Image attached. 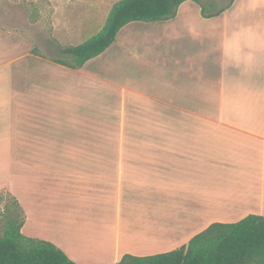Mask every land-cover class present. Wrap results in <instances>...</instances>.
I'll return each mask as SVG.
<instances>
[{"label":"crops","instance_id":"obj_1","mask_svg":"<svg viewBox=\"0 0 264 264\" xmlns=\"http://www.w3.org/2000/svg\"><path fill=\"white\" fill-rule=\"evenodd\" d=\"M238 1L204 17L186 0L173 18L129 22L80 67L103 61L95 80L123 81L142 104L154 101L157 113L207 114L217 103L221 120L158 124L169 136L141 141L151 147L147 153L74 156L84 164L57 170L58 180L26 176L29 193L38 185L49 195L47 212L55 211L59 196L71 206L60 211L74 218L54 225L59 234L35 232L26 220L23 234L58 245L80 264H115L126 253L179 247L214 222L264 215V28H243L232 10ZM21 45L29 43L5 31L0 18V68L10 67L0 71V156L61 160L41 154L51 111L32 105L34 94L13 88L36 59ZM82 204L93 212L91 223L76 218Z\"/></svg>","mask_w":264,"mask_h":264},{"label":"rangeland","instance_id":"obj_2","mask_svg":"<svg viewBox=\"0 0 264 264\" xmlns=\"http://www.w3.org/2000/svg\"><path fill=\"white\" fill-rule=\"evenodd\" d=\"M116 1L0 0V18L4 19L5 31H16L29 43L21 45L25 46V54L36 56L35 62L29 64L31 72L23 77H16L18 88H13L34 94L35 101H31V104L51 111V119L47 122L51 134L47 131L43 134L50 139H47V146L40 147L46 150L41 154L61 157V160L56 161L15 162L11 156H0V235L6 214L15 212L13 210L23 218V224L28 220V224L35 227L34 231L42 234H59L54 225L74 218L71 214L73 212L60 211V208L71 206L65 201L62 203L59 196L54 203L55 211L47 212L49 195L42 193L44 187L40 188L38 185L31 188L32 193H29L26 176L30 175L37 180H58L57 170H69L74 165L84 164L75 162L74 156L147 153L151 147L142 145L141 141L169 136V131L157 129L158 124L221 120L217 103L210 108L211 111L208 109L207 114L157 113L154 101L142 104L140 94L131 88L126 89L123 81L95 80V71H101L103 61L93 60L82 70L54 61L55 58L70 60L68 55H62L58 50L78 44L96 34ZM201 1L214 3L209 11L224 7L229 2ZM242 1L239 0L232 10L239 13L238 21L243 24V28H264V2L253 0L241 4ZM135 23L133 25L140 26L147 22ZM3 70L8 71L10 67H1L0 71ZM85 75L92 80L88 84L83 82ZM150 94H155V91ZM82 206L83 210L77 212L76 218L83 217V223H91L93 212L86 205ZM24 235L30 236L26 233Z\"/></svg>","mask_w":264,"mask_h":264},{"label":"trees","instance_id":"obj_3","mask_svg":"<svg viewBox=\"0 0 264 264\" xmlns=\"http://www.w3.org/2000/svg\"><path fill=\"white\" fill-rule=\"evenodd\" d=\"M186 0H117L112 4L100 30L86 40L58 52L70 60L54 61L77 69L98 56L115 40L117 32L132 21L153 22L173 18ZM201 15L220 14L233 0L209 11L214 3L192 0ZM7 213L0 235V264H78L54 243L21 232L23 218ZM115 264H264V215L248 214L232 223L214 222L174 249L150 255L123 254Z\"/></svg>","mask_w":264,"mask_h":264}]
</instances>
